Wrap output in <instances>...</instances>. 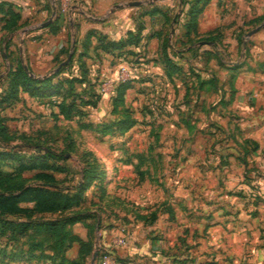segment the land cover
<instances>
[{
  "label": "crops",
  "instance_id": "obj_1",
  "mask_svg": "<svg viewBox=\"0 0 264 264\" xmlns=\"http://www.w3.org/2000/svg\"><path fill=\"white\" fill-rule=\"evenodd\" d=\"M6 1L19 13L17 27L9 34V50L16 49L12 55L29 65L35 77L56 71L70 51L72 59L62 73L78 75L77 56L84 50L86 32L97 29L110 39L122 38L135 28L142 11L137 5L135 10L112 11V6L100 0H60L59 9L52 14L48 0ZM84 2H92L93 8L102 12L87 13ZM152 2L161 11L141 15L140 41L129 46L139 55L131 77H141L142 85L134 93L135 83L125 90L124 104L137 122L116 134L120 137H114L110 146L123 147L112 159L120 162L124 173L119 176L124 182L135 177L136 183L145 186L144 182L154 181L161 198L131 207L128 199L114 194L113 212L101 217L100 240L112 242L121 234L122 225L130 226L126 243H111L117 264H264V25L241 47L239 42V36L242 39L248 29L264 21L256 22L264 15V0H209L198 16L197 32L198 36H215L216 44L199 40L193 45L195 54L184 50L188 45L181 44V27L165 22V13L175 12L172 8L179 7L180 0L139 5L149 8ZM104 6H108L105 11ZM49 17L51 20L42 25ZM50 25H56V30ZM165 33L174 50H184L181 69L174 72L162 59ZM96 44L92 35L83 55L88 77H109L105 70H112L115 77L117 66L126 64V58L118 57L117 49L106 51ZM236 54L238 60L232 59ZM9 67L10 59L3 51L0 75ZM151 81L164 87L160 93L164 102L157 108L138 110L136 101L142 95L148 98L146 84ZM246 86L252 90L248 92ZM21 96L33 100L27 92ZM108 98L100 97L93 108L100 117L112 114ZM216 128L225 131L222 139H214ZM133 130L137 131L133 144L139 143L138 149L127 148ZM118 202L120 208L115 207ZM116 212L123 214V219L126 216L127 222L120 223ZM78 224L84 225L78 221L71 227ZM73 231L87 238L86 228ZM73 248L77 252L78 244Z\"/></svg>",
  "mask_w": 264,
  "mask_h": 264
},
{
  "label": "rangeland",
  "instance_id": "obj_2",
  "mask_svg": "<svg viewBox=\"0 0 264 264\" xmlns=\"http://www.w3.org/2000/svg\"><path fill=\"white\" fill-rule=\"evenodd\" d=\"M56 1L60 2V0H48L50 4H55ZM68 2L70 0H64ZM83 1V0H82ZM90 1V0H89ZM103 3H107L109 7H113V10L118 9H136L135 5H122L120 7H116L115 4L125 3L128 0H100ZM155 1V0H144V2ZM93 2H99V0ZM86 5V12L92 15H96L100 9L93 8L92 2H84ZM108 6H104L103 10L105 11ZM180 7L173 6L172 10L179 11ZM101 11V10H100ZM102 12V11H101ZM178 26L177 23L173 22V26ZM1 27V23H0ZM1 33V29H0ZM244 36V35H243ZM246 38H242V42H240V47L243 42H245ZM16 44V43H15ZM1 54V53H0ZM119 57V56H118ZM123 57V56H122ZM239 54H236V57L232 58L234 60H238ZM111 59V58H110ZM115 61H118V58H115ZM242 60V59H241ZM107 62H105L106 64ZM28 67V66H27ZM118 68V66H117ZM109 71L107 77L106 75H92V77H87L91 80L92 83L95 84V89L100 93L101 97H110V94L113 91L114 84L118 81L119 77L117 75L114 77L111 73L112 70ZM134 78L135 87L131 93L138 91L137 89L141 87V80H137L141 77H131ZM56 81V80H55ZM244 83V82H243ZM242 83V84H243ZM6 78L0 77V93L6 87ZM86 83H75V89L79 90ZM145 85V84H144ZM149 91L148 98H145L143 95L139 96L140 99H137L135 107L139 110L140 107L144 108H157L159 107L164 100H162L161 92H163L164 88L159 82L151 81L149 84H146ZM246 85V84H245ZM248 92L252 89L246 86L245 88ZM23 92V91H22ZM29 95V94H28ZM107 95V96H106ZM133 95V94H132ZM33 100L29 98H23L14 104H10L2 107L0 110L1 117L5 119V123L9 129V133L11 136H14L13 140L7 142L0 141V151L4 148L11 149V153L9 156L4 158L0 157V169L2 173H0V187L3 189H14L15 194L18 192L16 189L20 187V185H24V187H29L31 184L33 186H37L41 182L42 179H45L44 173H50L51 177L48 179L50 181H55L57 188H52L55 186H50L49 189L52 192V196L55 195L53 192L59 191L56 202L61 205L64 203L65 197L70 200V204L66 209H59L60 207H56L54 211L50 213L44 214H36L42 215L43 217H51L55 219L57 225H60V221L66 215H71L75 212L89 210L94 212L91 218L86 219L88 223H92L95 225V229L92 228L91 241H92V249L90 252L86 254L85 257L82 258L79 264H89L91 254L93 249H95L98 244L101 242L100 237L102 236V226L103 221L102 218H107L113 212V203L112 196L115 194L116 198H122L123 200L128 199L129 203H133L131 207L136 204L149 205L158 200H160L159 188L156 186V182L151 181L150 183L144 182L145 186H142L141 183L135 182V177L132 180L128 179L124 182V180L119 176L124 173L120 166V162L113 160L116 155L121 154L123 152V147H112L110 146L113 142V139L120 136H115L119 134L117 132L112 131H99L94 130L89 127L81 126L79 122V118H65L63 116L53 115L52 111H57V107L50 106V104L46 102V98L35 97L32 96ZM138 97V96H137ZM109 99V98H108ZM110 101V100H109ZM111 104V103H110ZM2 106V105H0ZM103 103V107H106ZM111 107V105H110ZM48 108L51 109L49 112ZM94 106H87L84 109L85 115L80 118L83 122H98L101 120H108L109 118L114 117L112 114L108 117H100L99 114H96L93 110ZM153 117V116H152ZM147 119H154L150 116ZM216 130L214 131L215 135L214 139H222L224 137V130ZM136 130L130 132V139L132 140L131 146L128 145V149L139 148V143L134 146V141L138 139V136L135 134ZM142 133H144L142 131ZM212 136V135H211ZM115 137V138H114ZM210 137V135H209ZM26 141H31V145L25 144ZM34 143H37L39 146H35ZM50 147V151L53 153L61 154L63 157L58 158L57 160L47 159L49 161L47 163L48 169L40 168L45 162L41 163L39 160L32 162L27 157L33 156L34 154H41L43 147ZM132 147V148H131ZM118 148V149H116ZM164 148V147H163ZM116 149V150H115ZM167 149V147H165ZM113 150V151H112ZM212 152L213 148L211 147ZM116 155H113V154ZM167 153V151H166ZM170 153V151H169ZM38 154V155H39ZM90 154H93L97 158V163L94 165H99L102 170V174L100 177L92 179L89 185L80 192L77 190V184L79 181H82V175L80 173L81 169L85 166H92L93 163L86 162L90 160ZM98 157L101 161L98 160ZM83 160V161H82ZM95 165V167H97ZM170 169V166L167 167ZM45 171V172H44ZM122 171V172H120ZM170 173V172H169ZM167 173L168 175H170ZM171 176V175H170ZM47 180V179H46ZM169 181V180H168ZM127 183L129 186L127 185ZM139 184V185H138ZM31 187V186H30ZM34 188V187H32ZM1 189V188H0ZM56 189V190H55ZM60 189V190H59ZM109 191V192H108ZM32 193V192H31ZM42 194V193H40ZM48 197V192L42 194ZM79 196V197H78ZM138 196L140 198H138ZM61 197V198H60ZM80 198V199H79ZM141 199V200H139ZM32 201H22L20 205H32ZM121 202H118V205L115 207L120 208ZM12 200L8 201L7 204L3 205L10 211L12 209ZM181 211H179L180 213ZM120 215V223L127 222L125 218L123 219L120 212H116ZM181 215V214H180ZM105 223V222H104ZM82 227L85 229L84 225H76V228ZM130 228V226H129ZM58 226L57 232L60 231ZM87 229V228H86ZM55 233L51 234L49 232H44L43 234H36L30 237L26 235H20L16 237L13 232L9 229L0 228V246L5 247L6 250L11 249L15 253L21 247H26L24 242L31 239L41 240L44 243L45 253H52V248L50 245L54 244L56 236ZM44 236V237H43ZM58 237V236H57ZM72 245H77L76 242H73L71 246L67 248L68 257L71 260H74L77 257V252L72 249ZM1 253V252H0ZM59 253L53 258H44L38 257L37 259H32L31 262L24 261L22 259L12 258L11 256L0 255V264H62V259L59 258ZM74 256V257H70ZM97 257L93 264H96ZM75 263V261H73ZM79 262V260H78ZM64 264V262H63Z\"/></svg>",
  "mask_w": 264,
  "mask_h": 264
},
{
  "label": "trees",
  "instance_id": "obj_3",
  "mask_svg": "<svg viewBox=\"0 0 264 264\" xmlns=\"http://www.w3.org/2000/svg\"><path fill=\"white\" fill-rule=\"evenodd\" d=\"M209 0H180V12L177 14L176 19L172 21V17L175 12L171 14L165 13V22L170 24V22L177 23L178 26L182 29V36L184 38L180 39L183 46H187L184 50H191L192 54H195L196 46H193L199 40H212L214 46L216 44L215 36L206 35L198 36L197 24L198 16L202 11L203 7ZM142 7V11L138 14L135 21V28L126 32V35L118 39H110L107 35L97 29H89L84 37L83 46L84 50L80 51L78 58V75H65L62 72L69 65L72 57L69 62L62 65L58 70L52 72L50 75L45 77H35L30 75L29 72L24 68L23 63L20 57L16 54L14 56L12 53L15 50H9L12 39L9 34L17 27L16 20L19 18V13L15 11L11 4L6 0L0 1V12H1V27L0 29L4 30L0 35V53L6 52L8 58L10 59V67L5 75L0 77L6 78V87L0 93V110L2 107L14 104L22 99L21 92H27L30 96L46 98V102L50 106L57 107V111H52L53 115L60 116L62 115L65 118H79L81 126L89 127L94 130L99 131H112L119 134H123L128 130L132 125L137 122V119L132 115V110L124 104V92L127 88L131 87L134 82V78H128L124 80H118L114 86L113 91L110 94L109 100L111 103V113L114 114V117L109 118L108 120L104 119L95 123L92 122H83L81 117L85 115L83 108L87 106H95L100 99V93L96 91L95 84L88 79V68L85 65L83 60V55L86 54V48H88L91 43V36L93 35L97 41L95 47H101L106 51H114L117 49L118 56H123L127 61L137 62L139 60L138 51H134L129 46L138 44L140 41L141 30L144 27L141 20V15L146 13H154L156 11H161L160 8L152 2V6L149 8L144 7L143 5H137ZM50 8V6H48ZM56 8L59 9V2L56 1ZM264 18V15L258 17L256 22H260ZM51 30H56V25H50ZM239 42H242L241 37L239 36ZM183 49L174 50L171 47L170 42L168 41L167 33L162 37L161 41V53L162 59L165 62L168 69L172 72L180 70L181 65L179 60L183 56ZM130 54V57L127 55ZM14 60V61H13ZM61 59H57L59 62ZM28 69L30 70L29 65ZM233 66V65H232ZM56 80V81H55ZM137 80H141L140 78ZM86 83L79 90L75 89V83ZM4 105V106H3ZM0 115V141L7 142L13 140L14 136H11L9 129L5 123V119ZM31 145V141H26L25 144ZM35 146H39L37 143H34ZM50 147H43L42 153L34 154L33 156L27 157L26 160H31L32 162L40 161L41 163L45 162L42 167L43 169H48L46 160L52 158L51 160H57L63 156L57 153H53L50 150ZM11 149L4 148L0 151V157L4 158L9 156ZM39 154V155H38ZM92 166H85L81 169L80 173L83 180L79 181L77 184V190L82 192L90 183L92 179L98 178L102 174V170L99 165L95 167L94 163H97V158L90 154ZM83 161V160H82ZM45 172V171H44ZM0 173H2L0 169ZM45 179H42L37 186L31 184L29 187H24L20 185L16 189L18 192L15 194L14 189H3L0 187V228L1 230L9 229L16 237L20 235H26L30 237L36 234H43L44 232H49L51 234L55 233L56 236L54 244L50 245L52 248V253H45L44 243L41 240L31 239L24 242L26 247H21L15 253L11 249L6 250L5 247L0 246V255L11 256L12 258L22 259L24 261H30L38 257L44 258H53L58 253L59 258L62 259V264H79L83 257L86 256L88 252L92 249L91 234L92 228L95 229V225L92 227V223H88L86 219L91 218L94 212L85 210L80 212H75L71 215H66L60 221V225H57L55 219L51 217H43L42 215L50 213L55 210L56 207L59 209H66L70 204V200L65 197L64 203L59 205L56 202L57 195L59 191L52 192L49 189L50 186H55L52 188H57L55 181L48 180L51 175L50 173L43 174ZM47 179V180H46ZM1 186V184H0ZM34 187V188H32ZM58 189V188H57ZM56 190V189H55ZM60 190V189H59ZM32 192V193H31ZM48 192V197L45 198L44 193ZM42 193V194H40ZM79 197V196H78ZM61 198V197H60ZM80 199V198H79ZM12 200L13 207L8 212L5 213L6 208L3 206L7 204L8 201ZM22 201H32V205H20ZM82 221L87 228V238L84 239L80 237L77 233L71 230L72 224ZM58 226L62 229L57 232ZM58 236V237H57ZM44 237V236H43ZM73 242L78 244L77 257L74 260L69 259L66 255V250ZM79 260V262H78ZM75 261V263L73 262Z\"/></svg>",
  "mask_w": 264,
  "mask_h": 264
},
{
  "label": "built area",
  "instance_id": "obj_4",
  "mask_svg": "<svg viewBox=\"0 0 264 264\" xmlns=\"http://www.w3.org/2000/svg\"><path fill=\"white\" fill-rule=\"evenodd\" d=\"M126 64H121L116 69V75L119 77L118 80H124L131 78L132 75L135 74V62L132 61H126ZM121 234L116 237L115 240H112L114 243H126L127 239L129 238V235L131 233L130 228L128 225H122L120 227ZM112 242L109 241H101L98 246V255H97V261L96 264H117L116 258L114 257L111 246Z\"/></svg>",
  "mask_w": 264,
  "mask_h": 264
},
{
  "label": "water",
  "instance_id": "obj_5",
  "mask_svg": "<svg viewBox=\"0 0 264 264\" xmlns=\"http://www.w3.org/2000/svg\"><path fill=\"white\" fill-rule=\"evenodd\" d=\"M141 3H144V0H128V1H126L125 3L115 4V6H116V7H120V6H122V5H139V4H141ZM55 10H56V6H55V4L53 3V4H52V14L55 13ZM179 12H180V9H179V11L175 12V14L173 15L172 21H174V20L176 19V16H177V14H178ZM50 20H51V17H49L47 20L43 21L41 24H42V25H45V24H47ZM263 25H264V21H262L261 23L255 25L254 27L248 29V30L245 32L244 37L247 38L248 36H250L253 32H255L258 28H260V27L263 26ZM201 42H204V41H201ZM71 54H72V52L70 51V52L68 53V55L66 56V58L63 59L62 61H60V62L57 64V66L54 68V70H57V69H59L62 65L66 64V63L69 61V59H70V57H71ZM23 66H24V68L29 72V74L32 75V73L29 71L27 65L24 64ZM97 255H98V249H97V247H96V248L93 249V251H92V254H91V258H90V262H89V264H93V263H94V261H95Z\"/></svg>",
  "mask_w": 264,
  "mask_h": 264
}]
</instances>
